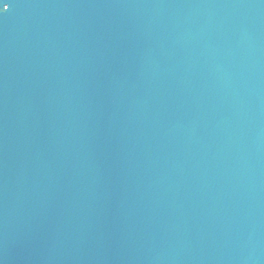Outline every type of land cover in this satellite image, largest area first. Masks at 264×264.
Instances as JSON below:
<instances>
[{
	"label": "water",
	"instance_id": "95a60500",
	"mask_svg": "<svg viewBox=\"0 0 264 264\" xmlns=\"http://www.w3.org/2000/svg\"><path fill=\"white\" fill-rule=\"evenodd\" d=\"M0 264H264V0H0Z\"/></svg>",
	"mask_w": 264,
	"mask_h": 264
},
{
	"label": "snow or ice",
	"instance_id": "6c2138e0",
	"mask_svg": "<svg viewBox=\"0 0 264 264\" xmlns=\"http://www.w3.org/2000/svg\"><path fill=\"white\" fill-rule=\"evenodd\" d=\"M9 7H10V5H9Z\"/></svg>",
	"mask_w": 264,
	"mask_h": 264
}]
</instances>
